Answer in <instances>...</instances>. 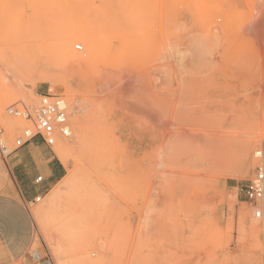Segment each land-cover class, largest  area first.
Segmentation results:
<instances>
[{
    "label": "rangeland",
    "instance_id": "obj_1",
    "mask_svg": "<svg viewBox=\"0 0 264 264\" xmlns=\"http://www.w3.org/2000/svg\"><path fill=\"white\" fill-rule=\"evenodd\" d=\"M250 13L248 0H0V143L13 150L0 153V193L32 127L10 105L60 94L72 130L60 139L76 138L77 116L87 129L67 165L53 151L65 175L27 206L26 255L0 264H264V232L238 219L264 148V51L246 32ZM9 41L46 51L52 78L27 82ZM245 139L249 169H222L218 144Z\"/></svg>",
    "mask_w": 264,
    "mask_h": 264
},
{
    "label": "crops",
    "instance_id": "obj_2",
    "mask_svg": "<svg viewBox=\"0 0 264 264\" xmlns=\"http://www.w3.org/2000/svg\"><path fill=\"white\" fill-rule=\"evenodd\" d=\"M10 158L6 163L12 184L6 183L0 193L1 261H15L26 255L33 228L27 206L46 195L66 170L52 148L39 138L19 147ZM40 176L42 180L38 181Z\"/></svg>",
    "mask_w": 264,
    "mask_h": 264
},
{
    "label": "bare ground",
    "instance_id": "obj_3",
    "mask_svg": "<svg viewBox=\"0 0 264 264\" xmlns=\"http://www.w3.org/2000/svg\"><path fill=\"white\" fill-rule=\"evenodd\" d=\"M39 1V0H37ZM246 2V1H245ZM249 2V5L251 7V13H250V17H249V20H247L244 24H245V27H246V32L247 31H252L254 34H251V35H256L255 37L258 38V40H260V42H262V46L261 48L263 49L264 51V0H248ZM226 3V2H225ZM247 3V2H246ZM230 5V4H229ZM229 5H225V4H218L216 7L218 10H220V12H227L229 13V11L232 9V5L229 6ZM248 5V4H247ZM249 7V6H248ZM242 8V7H241ZM237 9V7H236ZM250 10V9H249ZM238 12V11H237ZM242 14V13H240ZM232 16V14H230ZM234 15V14H233ZM238 16V14H237ZM229 16H227L228 18ZM243 26V25H241ZM240 28V27H239ZM244 28V27H243ZM243 33V32H242ZM248 35V34H247ZM250 35V34H249ZM253 36V37H254ZM249 39V38H248ZM256 40V39H255ZM252 41V40H251ZM253 42V41H252ZM258 43V42H257ZM256 43V44H257ZM20 43H15L14 41H9L8 42V49L11 50L12 52H16V53H21L22 54V58L17 61L19 59V56L16 58L15 62H14V68L17 69V68H20L22 67V65L26 67L27 69V77L25 78V80L29 81L30 84H32L33 86L40 80H50L52 78V73H50L51 71H53L55 68H54V65L51 63L52 60L49 59V56L48 54L46 53V49H44V53L45 55H47L48 59L46 57H44V53H42L41 56L44 57V59L46 58V60L43 59V57L39 58V53L36 49H34V52L32 53V48L30 47H27L26 45L24 46H20L18 45ZM39 44V43H38ZM37 44V45H38ZM41 44V43H40ZM261 44V43H260ZM258 43V45H260ZM255 45V44H254ZM42 45H40L39 47L41 48ZM53 46V45H52ZM48 47V48H54V47ZM235 46V45H234ZM239 47V46H238ZM237 47V49H238ZM254 47V46H253ZM258 47V46H257ZM256 47V48H257ZM5 48V46H4ZM35 48V47H34ZM227 48V47H226ZM231 48V47H230ZM2 49V48H1ZM228 49V48H227ZM241 49V48H240ZM239 49V50H240ZM3 50V49H2ZM7 50V49H6ZM4 50L5 52H8ZM40 50V49H38ZM42 50V48H41ZM1 51V50H0ZM43 51V50H42ZM49 51H52V50H49ZM48 51V52H49ZM230 51V50H229ZM228 51V52H229ZM256 51V50H255ZM3 53V52H2ZM52 53V52H51ZM234 53V52H233ZM236 53V52H235ZM10 54V53H7V55ZM50 54V52H49ZM228 54V53H227ZM51 56V54H50ZM227 56V55H226ZM224 62V61H223ZM230 63V62H229ZM233 63V61H232ZM237 63V62H236ZM53 65V66H52ZM52 67L54 68L52 70ZM109 75V74H108ZM114 76V74H113ZM104 78L106 77L103 76ZM127 77V76H126ZM130 78V76H129ZM107 79V78H106ZM104 81L103 79L100 78L99 81ZM27 81V82H28ZM110 81V80H109ZM129 81V80H128ZM26 82V83H27ZM100 83V82H99ZM106 83V82H105ZM31 88V87H29ZM19 97V95H17ZM17 99V98H16ZM6 100V99H5ZM18 100V99H17ZM21 100V99H20ZM19 100V101H20ZM23 101V100H22ZM21 101V102H22ZM7 102V100H6ZM3 106H4V103H0V114L3 112ZM68 106V105H67ZM5 114V113H3ZM68 114H69V107H68ZM1 116V115H0ZM6 116V115H5ZM3 117V116H2ZM6 119V118H5ZM3 120V119H2ZM70 120V119H69ZM8 121V120H6ZM69 126H70V130H71V125H70V121H69ZM73 129L75 130V132L77 133L76 135V138H74L73 142H70L69 140H63V139H60V138H67V137H59L58 138V142L53 145V151L54 153L59 157V159L65 163L66 165L68 164L69 162V159H70V156L72 155V153L77 149L78 147V144L80 141H82V139L87 135V129H85V127L83 126V123H82V120H81V117L80 116H77L75 118V121H74V127ZM71 134H72V130H71ZM63 140V141H62ZM254 140L253 139H245V140H240V141H237V142H233L232 140H227L225 142H220V147H219V144H218V147L217 148H222V150L224 149L226 151L225 154H222V152L219 151V153H221V156L219 155V153L217 152L216 150V155L218 154L220 159L223 157L222 160V164L219 165L222 169H228V170H232V174H235V173H240V172H246L248 169H249V162L247 160V156L249 154V150H250V147L252 146ZM261 149V148H259ZM257 149V150H259ZM256 150V151H257ZM214 152V151H213ZM217 155V156H218ZM223 155V156H222ZM213 157H215V160H217L215 155L212 154ZM251 157V156H250ZM210 159V158H209ZM212 159V158H211ZM214 160V162H215ZM237 161L236 164H234V161ZM210 161V160H209ZM249 161H250V158H249ZM212 162V161H210ZM218 162V161H216ZM257 162V161H256ZM212 165L214 163H211ZM218 165V163H217ZM216 166V164H215ZM217 167V166H216ZM74 171V170H73ZM73 171H71V174L69 175V177L64 180V184H68L70 181H72V177L74 176L73 175ZM75 173V172H74ZM231 174V175H232ZM228 175V174H227ZM238 175V174H237ZM229 177V176H228ZM233 177V176H232ZM74 178V177H73ZM74 182V180L72 181ZM71 182V183H72ZM62 187V185H60ZM64 186V185H63ZM69 186V185H68ZM59 187L57 189H55L52 193H51V196H49L50 198V203L54 205V203L58 200V198H60L61 194L62 193V188ZM65 191V190H63ZM67 192V191H66ZM65 192V193H66ZM41 199V198H40ZM62 199V197H61ZM245 199V197H244ZM36 201V200H35ZM246 201V199H245ZM48 202V203H49ZM58 202V201H57ZM247 202V201H246ZM248 203V202H247ZM250 206L249 209H250V212L247 210V211H243L241 212L240 216L238 219L240 220L239 222V225H241V229L243 228V230H250L252 232H261L263 231L264 232V224L263 225H260L259 223H257L256 221L259 220L257 218H255L253 215V210L254 208L251 206L250 203H248ZM45 205V204H44ZM50 206V204L48 205ZM57 206V205H55ZM247 207V208H248ZM43 208H45L43 206ZM43 208L41 209V211L43 210ZM50 209V208H49ZM48 210V209H47ZM45 211L46 213L49 212V211ZM242 210V209H241ZM240 210V211H241ZM245 210V209H244ZM239 212V211H238ZM246 212H249L250 215H251V218H253V220H255L253 223H250L251 225L248 227L247 224L249 222H247V213ZM232 215V214H231ZM37 216V215H36ZM233 216V215H232ZM252 220V219H251ZM249 221V219H248ZM260 221H263V220H260ZM256 222V223H255Z\"/></svg>",
    "mask_w": 264,
    "mask_h": 264
},
{
    "label": "built area",
    "instance_id": "obj_4",
    "mask_svg": "<svg viewBox=\"0 0 264 264\" xmlns=\"http://www.w3.org/2000/svg\"><path fill=\"white\" fill-rule=\"evenodd\" d=\"M8 111L12 115L26 117L32 123V127L26 129L25 136L17 140L14 151L38 137L51 147L59 137L71 136L68 106L63 95L41 94L37 103L13 104L8 107ZM12 151L0 143V153L10 155ZM255 156L257 162L254 173L244 185L243 195L254 208L253 216L264 221V148L257 150ZM37 180L41 181L42 177ZM40 198L37 197L36 201Z\"/></svg>",
    "mask_w": 264,
    "mask_h": 264
}]
</instances>
